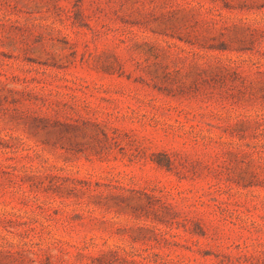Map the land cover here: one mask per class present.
<instances>
[{
	"label": "rangeland",
	"instance_id": "obj_1",
	"mask_svg": "<svg viewBox=\"0 0 264 264\" xmlns=\"http://www.w3.org/2000/svg\"><path fill=\"white\" fill-rule=\"evenodd\" d=\"M108 263L264 264V0H0V264Z\"/></svg>",
	"mask_w": 264,
	"mask_h": 264
},
{
	"label": "trees",
	"instance_id": "obj_2",
	"mask_svg": "<svg viewBox=\"0 0 264 264\" xmlns=\"http://www.w3.org/2000/svg\"><path fill=\"white\" fill-rule=\"evenodd\" d=\"M158 163L162 165V162H158ZM108 264H110V263H108Z\"/></svg>",
	"mask_w": 264,
	"mask_h": 264
}]
</instances>
